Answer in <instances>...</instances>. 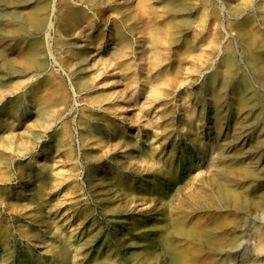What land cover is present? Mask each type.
<instances>
[{
    "label": "rangeland",
    "instance_id": "rangeland-1",
    "mask_svg": "<svg viewBox=\"0 0 264 264\" xmlns=\"http://www.w3.org/2000/svg\"><path fill=\"white\" fill-rule=\"evenodd\" d=\"M0 264H264V0H0Z\"/></svg>",
    "mask_w": 264,
    "mask_h": 264
},
{
    "label": "bare ground",
    "instance_id": "bare-ground-1",
    "mask_svg": "<svg viewBox=\"0 0 264 264\" xmlns=\"http://www.w3.org/2000/svg\"><path fill=\"white\" fill-rule=\"evenodd\" d=\"M129 15V14H128ZM137 31V30H136Z\"/></svg>",
    "mask_w": 264,
    "mask_h": 264
}]
</instances>
